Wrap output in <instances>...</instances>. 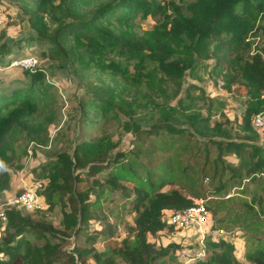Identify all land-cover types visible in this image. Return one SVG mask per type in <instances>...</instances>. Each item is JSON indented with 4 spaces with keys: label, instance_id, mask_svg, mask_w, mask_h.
Returning <instances> with one entry per match:
<instances>
[{
    "label": "trees",
    "instance_id": "16d2710c",
    "mask_svg": "<svg viewBox=\"0 0 264 264\" xmlns=\"http://www.w3.org/2000/svg\"><path fill=\"white\" fill-rule=\"evenodd\" d=\"M34 2L28 17L29 41L47 45V57L57 69L86 80L81 70L88 66L134 83L146 82L151 72L161 74L175 96L185 92L180 103L189 107L191 93L199 87L187 84L185 76L200 79L198 68L208 67L213 59L209 72L228 91L243 88L246 108L235 124L225 118L211 125L209 117L197 111L185 112L151 97L139 105L133 95L128 101L111 86H89V92L77 98L80 117L91 111L94 119H116L133 134L130 147L111 154L114 147L105 146L108 142L101 136L84 138L71 153L62 150L47 159L36 179L45 181L40 194L47 211L55 207L61 211L60 228L46 224L42 216L34 217L38 210L33 214L19 206L3 210L0 264H86L89 260L116 264V258L124 264H181L178 247H156L149 236L172 231L165 212L187 209L195 199L205 201L212 229L227 232L229 221L241 218L248 230L244 258L264 264V200L253 196L251 203L242 182L264 188V145L257 142L252 127L253 117L264 112V45L251 49L250 41L255 29L264 32V0H190L186 14L175 0ZM148 16L155 20L148 37L123 30L136 17ZM9 51L8 44L0 45L1 57ZM46 73L42 66L26 70L24 83L0 90V195L10 187L11 166L35 154L29 145L42 146L51 140L49 127L59 113L52 105L53 84L45 81ZM137 108L146 111L132 115ZM122 111L128 119L119 117ZM84 119L90 120L84 128L96 127L93 118ZM103 171H107L103 179L95 177ZM81 174L92 179L82 183ZM124 182L133 186L132 193L125 195L132 223L126 225V236L116 241L121 219L110 221L101 211L111 210L112 192L124 190ZM172 183L178 186L163 190ZM234 188L237 191L231 194ZM223 210L225 216H219ZM92 222L100 228L91 227ZM74 237L79 243L65 249ZM106 237L112 241L99 250L97 238ZM205 242L208 254L194 264H240L231 243L221 237L214 240L212 235Z\"/></svg>",
    "mask_w": 264,
    "mask_h": 264
},
{
    "label": "rangeland",
    "instance_id": "374dc122",
    "mask_svg": "<svg viewBox=\"0 0 264 264\" xmlns=\"http://www.w3.org/2000/svg\"><path fill=\"white\" fill-rule=\"evenodd\" d=\"M175 1L186 14V6L190 0ZM34 4V0H0V9L4 17L0 26V45L5 43L10 46L8 54L2 57L0 56V90L8 86L21 85V83L26 81L27 75L25 67L19 66V63L15 62L22 59H35L37 63L34 68L42 66L47 69L45 81L52 82L53 84L52 90L55 100L52 105L58 109L59 115L49 127V137L51 139L49 143L42 146H36L34 144L31 146L29 145L30 149H35V154L23 158L20 163H18L20 167L17 164L11 166L10 187L5 193L0 195V211L12 206H17V204H12V201L14 202L15 198L20 195V192L25 187H31L32 185L37 186L38 183H41L43 186L45 181L39 180L38 178L36 179V175L41 171L42 164L45 163L47 159L54 158L59 151L68 150L71 153L76 142L80 139L87 138L98 140L101 136L104 142H108L105 146L110 144L114 147L111 154L130 147L133 134L131 131L125 130L116 119L105 118L103 116H98L94 119L91 111L88 115L80 117L76 110L77 98L84 97L89 92L87 90L89 86H111L116 89L121 97L124 95L128 101L130 96L133 95L135 101L139 105L145 103L146 98L151 97L158 103L178 105V109L185 112L197 111L209 117L211 125L215 120L223 121L225 118L229 119L234 124L237 121H241V116L246 108V91L243 88L228 91L222 85L221 80L215 78V73L209 72L214 62L213 59L208 62V67L198 68V73L201 76L200 79L196 77L191 78L188 75L185 76L187 84L193 83L199 87L192 91L193 102L189 107L185 106L186 102L180 103V97H185V92L175 96L173 87L161 74L156 75L151 72L146 82L134 83L128 78H124L120 75L108 71L94 70L88 66L81 70L84 72L86 80H80L71 73L62 71L59 68L57 69L55 66L56 63L51 62L47 57L48 46L44 43L29 41V36L32 35V29L29 26L28 17ZM130 24L131 26L129 27L124 26L123 30L125 32L133 30L140 36L148 37L147 33L154 27L155 20L150 16L146 19L136 17L134 22H130ZM250 35V41L253 42L251 49H256L264 45V32L262 30L255 29ZM149 44L153 46L155 42L152 40ZM30 63L33 64L34 61L32 60ZM148 109L149 106L147 105L146 110ZM126 111H128V109ZM144 111L141 108H137L132 115L135 114L134 116H140ZM262 113L264 115V112ZM125 114L122 111L119 113V117L128 119V115ZM87 117L90 119L93 118V124L96 125L95 128L90 129L83 127L84 124L87 125L90 123V120L85 121L84 118L87 119ZM252 127L257 135V142L264 145V124L261 127H255L254 125H252ZM166 156L167 155H165V157ZM137 160L144 161L142 158H138ZM189 161L195 164L193 160ZM106 174L107 171H103L98 173L95 177L103 179ZM81 177L82 183L89 182L92 179L85 174H81ZM105 181L106 180H103L102 183ZM206 182H208L207 179H205V183ZM242 182L249 190L247 198L251 203V198L253 196L257 199L262 198V200H264L263 187H255L253 184L246 181ZM123 184L125 185L124 190L117 189L112 192L111 210L103 208L101 211V215L107 216L110 221H114L117 216L120 217L121 222L119 226L116 227V241L126 236V225L132 223V212L130 211L131 204L128 199L125 198V195L132 193L133 186L131 183L127 182ZM106 186L107 185H105V187ZM177 186V184L172 183L165 186L163 190L176 188ZM41 190L42 187H40V189L38 188V191ZM235 191H237V188L231 189L230 193L233 194ZM93 198L94 196H91V199ZM199 200L195 199L194 202ZM256 202H258V200ZM41 207L42 208L38 209L37 213L35 210H22L32 214L36 213L34 217L42 216L46 224H50L53 228L59 229V222L62 218L60 209L55 207L52 211H47V205L45 203H42ZM17 209L19 208L17 207ZM40 210L43 211L39 212ZM236 215H238V211L235 213V216ZM219 216H225V210L221 211ZM240 219L241 218L236 222L229 221L231 227L227 229V232L212 229L211 224L213 220L209 217L201 225H191L183 228L173 226L172 231H159L156 235H150L149 240L154 242L156 247L167 246L169 244L178 247V263L194 264L197 259H202L208 254V250L205 248L206 237L212 235V239L214 240L221 237L234 246L233 254L240 264H253L244 258L245 235L248 230ZM2 222L4 223L5 221L2 220ZM91 225L93 228H100L98 222H92ZM0 231H2V229H0ZM84 237V235H81L79 240H83ZM75 238L76 237L72 239L69 238L64 248L72 249L78 244L79 242ZM96 241L97 248L103 250L106 246L105 242H111L112 240L106 237L103 239L97 238ZM115 262L116 264H124L120 262L119 258H116ZM86 264H91V261L89 260Z\"/></svg>",
    "mask_w": 264,
    "mask_h": 264
},
{
    "label": "built area",
    "instance_id": "2783aa9c",
    "mask_svg": "<svg viewBox=\"0 0 264 264\" xmlns=\"http://www.w3.org/2000/svg\"><path fill=\"white\" fill-rule=\"evenodd\" d=\"M3 20L4 17L0 9V26ZM32 60L34 61L33 64L30 63ZM15 63H19V66L25 67V69H32L37 61L35 59H22ZM262 97H264V91ZM252 124L255 127H261L264 124L263 113L256 114L252 119ZM40 187H43L41 183H38L37 186L32 185L31 187H25L20 195L15 198L14 202L12 201V204H17L19 207L26 210L34 211L41 209V204L45 203V201L44 197L38 191V188L40 189ZM164 217L168 224L177 228H183L191 225H201L210 217V214L206 209L203 200H199L196 201L194 205L182 211L167 210ZM0 219L3 221L6 219L2 211H0Z\"/></svg>",
    "mask_w": 264,
    "mask_h": 264
},
{
    "label": "clouds",
    "instance_id": "9594fccd",
    "mask_svg": "<svg viewBox=\"0 0 264 264\" xmlns=\"http://www.w3.org/2000/svg\"><path fill=\"white\" fill-rule=\"evenodd\" d=\"M27 71L29 70V69H26ZM32 70V69H31ZM264 91V90H263ZM262 96V95H261ZM23 190V189H22ZM22 192V191H21ZM20 192V193H21ZM39 193H40V191H39ZM18 206V205H17ZM22 208V207H21ZM2 212H3V210H2ZM4 214V213H3ZM210 214V213H209ZM5 216V215H4ZM210 217H211V215H210ZM6 218V217H5ZM5 221H6V219H5Z\"/></svg>",
    "mask_w": 264,
    "mask_h": 264
}]
</instances>
